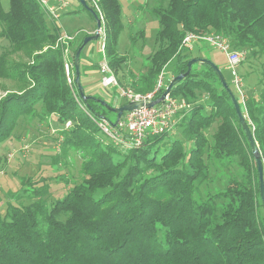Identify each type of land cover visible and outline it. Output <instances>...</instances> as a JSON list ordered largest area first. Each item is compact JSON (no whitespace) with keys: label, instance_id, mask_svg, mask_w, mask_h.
I'll return each mask as SVG.
<instances>
[{"label":"trees","instance_id":"16d2710c","mask_svg":"<svg viewBox=\"0 0 264 264\" xmlns=\"http://www.w3.org/2000/svg\"><path fill=\"white\" fill-rule=\"evenodd\" d=\"M95 2L104 14L106 56L116 73L127 60L118 52L125 27L122 6L119 0ZM86 4L98 14L95 6L87 0ZM9 6L5 10L0 0V41L9 42L0 54V78L18 81L20 89L0 100V143L23 116L55 117L64 124L58 133L62 152L81 156L84 178L52 202L47 187L31 189L30 178H22L11 195L19 204L9 202L0 214V264H264V205L256 158L215 69L194 63L169 93L188 103L198 100V92L206 93L210 110L195 103L177 117L187 148L175 138L162 149L166 132L125 149L106 140L93 118H108L107 112H113L109 106L126 101L113 104L103 95L86 92L83 83L82 96L75 79L70 86L65 45L58 43L60 27L50 28L48 20L54 19L40 0H9ZM150 10L160 25L159 46L145 69L132 78L131 88L137 92L154 91L167 67L174 78L188 70L191 59L200 57L183 46L187 31L223 34L233 49L264 57V0H159ZM84 38L71 48L74 74L75 55ZM131 39L136 42L137 37ZM14 54L30 61L13 59ZM92 67L99 70L98 62ZM259 74L261 87L246 89L245 104L227 83L264 161V61ZM169 83L164 80L155 99ZM110 96H117L115 88ZM216 121L217 129L209 137L207 131ZM236 158L240 176L230 177L222 187H209L219 178H212L213 171L229 167ZM55 159L58 165L57 155ZM23 192L31 197L27 203L22 202Z\"/></svg>","mask_w":264,"mask_h":264},{"label":"rangeland","instance_id":"374dc122","mask_svg":"<svg viewBox=\"0 0 264 264\" xmlns=\"http://www.w3.org/2000/svg\"><path fill=\"white\" fill-rule=\"evenodd\" d=\"M5 10L9 9V0H1ZM56 1V0H50ZM122 6V20L124 22V29L120 33L118 52L125 55L127 60L123 62L115 75L121 85L131 87V81L134 76L140 74L145 69V66L149 64V56L152 55L158 48L159 43L156 39V33L160 28L158 19L151 13V8L155 6L159 0H119ZM69 12H62V16L57 20H48L50 28H54L55 25L60 27V30H70L71 34L77 32L74 43L70 45V48L75 47L79 41H81L85 35L86 25L95 26L96 19L91 15L88 9L79 0H68ZM89 5L95 6L94 0H87ZM96 8V6H95ZM96 11H99L96 8ZM144 31V35L141 36V32ZM131 36H136L137 40L134 42ZM100 44L101 39L92 40L89 45L84 49L82 53V59L87 56V53L91 55L92 62L100 59ZM9 45L7 40L2 39L0 41V54L4 51V48ZM58 46V43H56ZM193 56H200L213 61L222 71L226 81L230 84L232 90L235 91L237 98L241 100L239 94L236 92L233 81L234 75L232 69L227 65L226 54L211 46L209 43L203 41L193 44ZM241 65L237 68L239 74L244 81V92L247 88L256 87L260 89V85H257L262 63L264 57L251 56L249 57V50ZM13 59L18 61L27 62L30 58L26 56H20L19 54L12 55ZM93 58V59H92ZM65 63H68V67L65 64L66 74L68 76V82L70 86H73V80L75 74L72 57L67 56L64 52ZM94 60V61H93ZM197 65V63H195ZM199 66V65H198ZM70 79L72 81L70 82ZM171 70L167 67L165 69V79H172ZM164 79V80H165ZM167 82V81H166ZM20 89L18 81L9 78H0V100L3 99L8 92L18 91ZM111 89V88H110ZM75 93V92H74ZM107 97L108 101L113 104L120 105L124 102V99L118 96L112 97L110 91H102L101 94ZM195 103H203L207 106V110H210V106L207 104L206 93L198 92V100L190 102L189 104L194 106ZM189 108V109H190ZM183 115V114H182ZM107 117L112 121H115L117 115L111 111L107 112ZM181 117V116H180ZM178 121V120H177ZM219 121H216L207 134L209 137L216 131ZM68 122L65 127H69ZM64 129V124L57 122L56 118H41V116H35L30 118L23 116L20 118L13 134L0 143V214H3L8 203L19 204L16 200L11 198L13 192H16L21 187V181L23 177H29L31 185L29 188L37 190L48 188L50 202L57 198L63 197V195L76 183H79L83 178L81 172V156L69 150L66 154L62 152L61 137L58 133ZM175 138H179L185 143L187 148L186 138L183 137L181 130L177 127V123L173 130L164 139L160 145L164 149V144H169ZM55 155L58 157L59 164L55 163ZM240 159L233 160L232 165L229 167H220L217 171H213L212 178L215 174L219 176L215 182H211L209 187L214 186L222 187L230 177L240 176L242 168L239 166ZM206 186L201 187V192L205 191ZM24 194L22 202H29L31 197ZM261 214L264 216V210Z\"/></svg>","mask_w":264,"mask_h":264},{"label":"built area","instance_id":"2783aa9c","mask_svg":"<svg viewBox=\"0 0 264 264\" xmlns=\"http://www.w3.org/2000/svg\"><path fill=\"white\" fill-rule=\"evenodd\" d=\"M43 9L54 20L60 19L62 12L69 6L68 0H56L51 2L50 0H40ZM95 6L99 11L98 16L101 20V27L95 29L93 34L99 33L100 44V59L98 62L99 72L102 75V86L105 88L113 87L117 90V96L124 99L126 103L133 101H141L147 99H155L156 93L163 86L165 79V72L160 74L154 91L147 94L135 91L131 87L121 85L116 77L113 69L111 68L108 58L106 56V28L104 21V14L95 2ZM77 32L71 34L67 30H62L58 38V43L64 44V52L67 56L71 55L70 41H74ZM207 42L211 46L223 51L227 56V65L232 69L234 75V87L239 94L241 101L245 104L246 93L244 92V81L239 74L237 68L244 61L247 50L246 49H233L228 37L216 32L195 33L187 31L183 39V46L193 50V44L198 42ZM68 63H66L67 65ZM68 67V65H67ZM70 82L72 79H70ZM190 104L185 98L172 97L168 94L165 100L152 107H143L141 109H135L131 111H125L118 121L117 125L106 118L101 117L99 119L93 118V120L100 127L102 136L111 142L125 148H137L143 145L144 141L152 135H158L173 130L177 123V117L183 111L190 108ZM71 125V121H68Z\"/></svg>","mask_w":264,"mask_h":264},{"label":"water","instance_id":"95a60500","mask_svg":"<svg viewBox=\"0 0 264 264\" xmlns=\"http://www.w3.org/2000/svg\"><path fill=\"white\" fill-rule=\"evenodd\" d=\"M79 1L82 2V4L85 7H87L86 0H79ZM87 9H88V11H90L92 13L93 17L96 19L97 28H100L101 27V20H100L98 14L95 12L94 9H92L90 7ZM99 38H100V34L98 32L95 34H91V35L86 36L84 38L83 44L79 47V49L77 50L76 55H75V63H74L75 64V74H76L75 83H76L77 88H78V90L82 96L84 95V86L82 85V82H81V70H80L81 53H82L85 45H87L92 40H97ZM196 62L207 63V64L211 65L215 69V71L217 72L218 77L221 80L222 84L226 87V89L229 91V93L232 97V100L234 102V105L236 107V110H237V113L239 116V120H240L242 126L244 127V129L247 133L248 139H249L251 146H252L253 154L256 158V163H257L258 171H259V179H260V193H261V198H262L263 205H264V161L262 159V155H261L258 143L256 142V140L254 138L253 132L249 126V123L246 120V116L244 115V113L241 109V105H240L239 101L237 100L236 96L234 95V93L230 89L221 69L213 61L206 59V58H203V57L191 59L188 62V70L186 72L181 73V74L177 75L176 77H174L170 81L169 85L167 86L166 91L162 94V96L159 99H147V100H141V101H133V102H128V103H126L122 106H119V107H110L107 104V102H105V101H103L102 103L107 107L109 106L108 108L110 110L117 113V119L113 122L114 125H117L118 121L120 120V118L122 117V115L125 111L141 109L143 107H152L155 104H158L161 101L165 100L166 96L170 93L171 89L177 83H179L181 80H183V78L186 77L191 72L192 66Z\"/></svg>","mask_w":264,"mask_h":264},{"label":"crops","instance_id":"0c3cea01","mask_svg":"<svg viewBox=\"0 0 264 264\" xmlns=\"http://www.w3.org/2000/svg\"><path fill=\"white\" fill-rule=\"evenodd\" d=\"M52 2H54V1H52ZM65 11L69 12L68 7L66 10H64V12ZM96 26H97L96 24H95V26L86 25V29H85L86 34H89V35L93 34V32L96 29ZM64 30H66V29H64ZM67 31L70 32V30H67ZM88 53H87V56H85L84 59L81 60V67H82L81 81L85 85V91L90 93V94H101L102 91H105V92L106 91H110V92L113 91L114 90L113 87L105 88L102 86V83H101L102 75L100 74L98 67L97 68L92 67V65L95 62H99V59H98V61L92 62V60L90 58L91 55ZM89 55H90V57H88Z\"/></svg>","mask_w":264,"mask_h":264}]
</instances>
